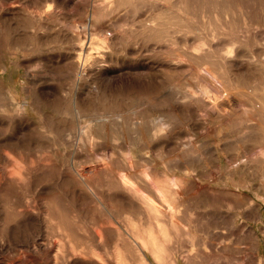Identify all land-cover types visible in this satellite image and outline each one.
I'll return each mask as SVG.
<instances>
[{"label": "rangeland", "instance_id": "rangeland-1", "mask_svg": "<svg viewBox=\"0 0 264 264\" xmlns=\"http://www.w3.org/2000/svg\"><path fill=\"white\" fill-rule=\"evenodd\" d=\"M140 262L264 264V0H0V264Z\"/></svg>", "mask_w": 264, "mask_h": 264}, {"label": "bare ground", "instance_id": "bare-ground-1", "mask_svg": "<svg viewBox=\"0 0 264 264\" xmlns=\"http://www.w3.org/2000/svg\"><path fill=\"white\" fill-rule=\"evenodd\" d=\"M139 192H140V191H139ZM142 193H143V192H142ZM142 193H141V194H142ZM144 197H145V196H144ZM144 197H143V198H144ZM138 239H140V238L138 237ZM140 261H141V260H140ZM140 264H141V262H140Z\"/></svg>", "mask_w": 264, "mask_h": 264}]
</instances>
